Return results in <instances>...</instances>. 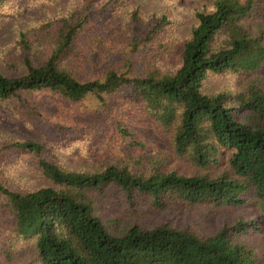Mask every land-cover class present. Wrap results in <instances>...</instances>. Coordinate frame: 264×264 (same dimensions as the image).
Wrapping results in <instances>:
<instances>
[{
    "label": "trees",
    "instance_id": "trees-1",
    "mask_svg": "<svg viewBox=\"0 0 264 264\" xmlns=\"http://www.w3.org/2000/svg\"><path fill=\"white\" fill-rule=\"evenodd\" d=\"M15 1L0 0V14ZM116 2L102 17L86 6L34 23L3 53L22 72L0 74V102L43 139L0 140V264H264L240 239L264 231V31L245 22L264 19V0H212L180 35L175 18L138 3L108 24ZM226 72L248 81L202 91L208 74ZM44 90L50 98L26 103ZM56 104L63 115L50 120ZM99 136L123 156L94 171L56 161V150ZM160 141L195 170L156 160ZM19 161L47 183L11 185L4 173ZM225 210L237 213L210 232L171 220Z\"/></svg>",
    "mask_w": 264,
    "mask_h": 264
},
{
    "label": "rangeland",
    "instance_id": "rangeland-1",
    "mask_svg": "<svg viewBox=\"0 0 264 264\" xmlns=\"http://www.w3.org/2000/svg\"><path fill=\"white\" fill-rule=\"evenodd\" d=\"M212 0H117L113 5L115 15H111L108 24L112 25L113 22L119 23L123 21L126 16V11L131 8L130 6L138 3L141 10H157L164 11L168 15L172 16L178 21L174 32L177 35L182 34L187 30L188 26L192 22V12L195 9H209ZM108 4V0H49L36 2H30L29 0H18L12 2L8 10L5 13L0 14V74L7 76H16L22 72V67L19 63L12 66L13 68L5 67L3 63V53L12 46H15V39L19 30L25 29L28 26L33 25L39 21H44L49 18L75 12L82 7L91 6L92 11L98 13L100 17L104 13H101L100 9H104V5ZM103 12V11H102ZM246 25L251 30L256 28L264 31V19H261L256 14L248 16L246 18ZM105 26V24H104ZM101 33L104 31V36H112L106 28H101ZM17 50V49H15ZM45 50V49H44ZM162 64H167L164 59ZM93 68L89 66H79L78 74L82 72H92ZM261 77L264 83V73L257 74ZM248 78L245 76L234 75L231 73L222 74H208L202 85V91L206 93H213L217 91H237L242 88ZM47 95V96H46ZM50 98V94L47 91L43 93H35L25 95L24 98L27 102L42 101V98ZM62 112V108L57 104L52 109L53 115L49 119H54L57 112ZM18 112L13 109V106L8 102H0V140L2 139H43V136L37 135L32 131L25 120L18 118ZM83 114V113H82ZM77 110H70L68 112L69 117L71 115H82ZM63 115V112L61 113ZM67 119V118H66ZM95 137H86L85 140L79 139L71 147H64L63 149L55 151V159L58 164L64 168L71 170H87L94 171L98 169L105 162L113 159L121 158L123 155L117 154L113 151V148L109 147V143H103ZM159 140V139H158ZM157 140V141H158ZM157 147L152 151L155 159L162 161L160 154L163 156V162L166 167L176 168L181 173H188L195 169L189 165L184 159L174 157L169 153L168 149L162 144L157 143ZM116 153V154H114ZM226 153L221 154L219 157V163L216 165V170L224 168L226 165ZM4 177L6 181L10 182L13 186H19L20 188L34 189L47 183L46 180L41 178L37 173L32 171L25 162H18L15 165L9 166L5 171ZM245 210L255 211L250 205L243 208ZM191 211L178 216L177 218L171 217L172 222L177 225H186L192 223V226L199 227L202 231L210 232L216 229L221 222L227 219L233 218L237 213V210H225L216 214L215 216H209V214ZM170 222V215L165 218ZM242 239L251 249H253L258 256L264 254V231L254 232L249 231L247 234L241 235Z\"/></svg>",
    "mask_w": 264,
    "mask_h": 264
}]
</instances>
